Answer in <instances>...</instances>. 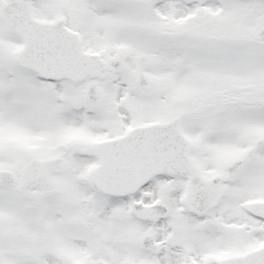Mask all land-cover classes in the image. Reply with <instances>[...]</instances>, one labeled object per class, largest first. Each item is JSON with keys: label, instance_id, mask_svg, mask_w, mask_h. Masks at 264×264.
Segmentation results:
<instances>
[{"label": "snow or ice", "instance_id": "6c2138e0", "mask_svg": "<svg viewBox=\"0 0 264 264\" xmlns=\"http://www.w3.org/2000/svg\"><path fill=\"white\" fill-rule=\"evenodd\" d=\"M0 264H264V0H0Z\"/></svg>", "mask_w": 264, "mask_h": 264}]
</instances>
